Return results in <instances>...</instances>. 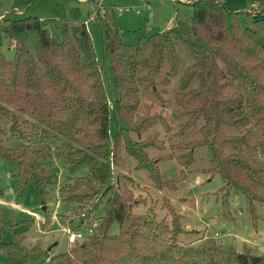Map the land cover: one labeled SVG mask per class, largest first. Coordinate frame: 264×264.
I'll list each match as a JSON object with an SVG mask.
<instances>
[{"label": "trees", "instance_id": "trees-1", "mask_svg": "<svg viewBox=\"0 0 264 264\" xmlns=\"http://www.w3.org/2000/svg\"><path fill=\"white\" fill-rule=\"evenodd\" d=\"M34 1L15 0L0 15V47L2 40L13 45L11 60L0 53V160L16 167L15 202L31 189L44 207L41 228L48 225L50 207L56 202L62 211L58 217L71 231L92 233L53 256L38 245L26 248L23 236L17 234L9 243L0 242L5 260L14 251L25 264L41 259L47 264H264V256L223 251L212 239L195 245L179 242L182 217L167 203L168 219L133 214L134 201L127 189L132 180L120 170L113 172L125 168L123 151L134 160V169L147 173L153 188H162L159 171L145 152H162L155 144L162 142L150 131L160 128L166 134L171 132L169 124L183 120L172 136L186 141L170 149L187 153L160 154V160H173L187 169L192 151L207 148L214 164L211 171L223 182V197L230 190L239 192L251 221L258 219L254 209L264 207V102L259 101L264 98V4L234 11L215 0H191L187 32L166 29L147 36L149 54L139 59L140 41L127 47L121 43L102 6L105 0H88L104 34L117 92V98L108 101L84 22H77L72 13L76 22H63L56 42L43 28L44 21L25 14ZM29 30L34 31L32 53L20 38ZM177 43L186 45L193 55L194 62L184 69L175 51ZM170 78L177 79L170 97L173 110L165 119L160 112H150L151 106L141 105V99L143 90L149 89L159 109L164 108L159 96L164 90L156 87L169 84ZM110 115L120 122L113 136ZM27 123L35 124L44 142L41 147L3 145L6 131L25 139L20 127ZM224 130L231 135L222 134ZM50 138L58 143L53 149L46 144ZM223 147L229 148L225 156ZM52 159L69 176L84 165L86 175L58 186L59 169L47 166ZM104 198L102 216H97ZM3 210L0 207V213ZM113 222L118 224V234L108 235Z\"/></svg>", "mask_w": 264, "mask_h": 264}, {"label": "rangeland", "instance_id": "rangeland-1", "mask_svg": "<svg viewBox=\"0 0 264 264\" xmlns=\"http://www.w3.org/2000/svg\"><path fill=\"white\" fill-rule=\"evenodd\" d=\"M14 1L0 0V15L7 13L12 8ZM215 1L221 2L225 8L234 11H250L264 4V0ZM190 2L191 0H105L102 6L120 33L121 43L127 47L134 46L140 41L138 58L144 59L149 54V45L144 41L147 36L166 29L179 30L181 34L187 32L192 14ZM72 13L76 15L77 22H84L86 25L97 65L101 69L108 101H113L117 98V92L112 83L108 52L104 46V34L100 30L97 20H89L90 16L94 15L93 6L90 5L89 1L35 0L25 11L27 16L44 21L43 28L56 42H59L61 38L60 27L62 23L76 22L72 18ZM177 22L180 23V27H178ZM20 38L28 51L32 53L34 50V31L29 30L22 33ZM175 51L180 69H184L194 62L193 55L186 45L175 44ZM0 53L5 60H11L13 57L12 43L8 45L6 40H2ZM176 79L170 78L169 84H159L156 87L157 91L164 90L159 94L165 103L164 108L159 109L158 105L160 104L154 96L150 95L149 89L143 90L144 96L141 99V105L151 106L150 112H160L165 119H168L170 111L173 110L170 97L175 90ZM259 101L264 102V98H260ZM182 121L169 124L171 132L166 134L160 128H154L150 131L157 133V139L162 142L155 143L157 147L161 146L162 152L153 149L145 150L147 159L159 171V179L163 183L162 188H153L146 178L147 173L143 170L134 169V160L122 151L121 158L125 162V168H114L113 172L116 173L117 170H120L119 174L132 180L131 184H127V189L131 193L132 201H134L131 212L133 214H151L157 220L163 217L168 219L164 209V205L167 203L174 213L182 217L180 226L183 234L179 236V242L195 245L199 240L212 239L223 251L232 250L235 253L247 252L252 256H264V207L256 205L254 213L258 219L252 222L247 213L246 201L242 194L230 190L223 197L225 193L223 182L217 173L211 171L214 164L207 148L198 147L192 151V163L187 169L177 166L173 160H160L163 155L176 156L187 153L188 150L172 151L170 149V146H174L177 142L186 141L172 136ZM118 126H120V122L113 115H110L111 136ZM20 131L25 139L11 136L6 131L1 138L3 145L14 147L29 143V147L35 149L44 143L38 137L39 131L36 130L35 124L27 123L20 127ZM222 134L231 135L227 130H224ZM238 134L240 132L236 135ZM130 137L132 140L134 139L132 135ZM46 144L53 149L58 143L50 138ZM134 144L138 148V143ZM181 144L186 145L187 143ZM228 149V147L222 148L224 150L223 156L229 153ZM47 166H55L59 169L58 186L69 178L86 175L84 165L79 166L73 176L66 174L58 160L52 159L51 164ZM15 172L16 167L14 165L7 166L0 160V207L4 208L3 212L0 213V242L9 243L14 235L20 234L23 236L22 244L28 249L38 245L50 256L67 251L70 246L66 242L65 231H71V229L68 224L62 223L64 218L58 217L62 214L59 204L52 203L48 218L49 223L46 227L41 228V223L44 220L42 213L44 207L38 204V198L31 189L24 190L20 200L15 202L17 188ZM224 199L225 207L223 206ZM102 201L97 216H102L105 198ZM71 225L74 226V223ZM84 233H88V231L86 230ZM107 234H118L116 222L108 227ZM5 254L3 251L0 252V264H25L21 260L20 253L9 252V260H5ZM32 264H47V261L41 259Z\"/></svg>", "mask_w": 264, "mask_h": 264}, {"label": "built area", "instance_id": "built-area-1", "mask_svg": "<svg viewBox=\"0 0 264 264\" xmlns=\"http://www.w3.org/2000/svg\"><path fill=\"white\" fill-rule=\"evenodd\" d=\"M94 16H90L89 20H93ZM88 233H84L83 231H65L66 234V242L68 246H71L75 242H80L84 239V237L88 234L92 233L91 230H87Z\"/></svg>", "mask_w": 264, "mask_h": 264}, {"label": "crops", "instance_id": "crops-1", "mask_svg": "<svg viewBox=\"0 0 264 264\" xmlns=\"http://www.w3.org/2000/svg\"><path fill=\"white\" fill-rule=\"evenodd\" d=\"M1 206H3V205H1Z\"/></svg>", "mask_w": 264, "mask_h": 264}, {"label": "water", "instance_id": "water-1", "mask_svg": "<svg viewBox=\"0 0 264 264\" xmlns=\"http://www.w3.org/2000/svg\"><path fill=\"white\" fill-rule=\"evenodd\" d=\"M261 17H263V16H261Z\"/></svg>", "mask_w": 264, "mask_h": 264}]
</instances>
